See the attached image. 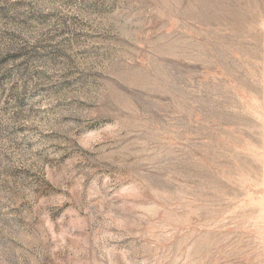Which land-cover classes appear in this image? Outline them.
I'll list each match as a JSON object with an SVG mask.
<instances>
[{"label": "rangeland", "instance_id": "obj_1", "mask_svg": "<svg viewBox=\"0 0 264 264\" xmlns=\"http://www.w3.org/2000/svg\"><path fill=\"white\" fill-rule=\"evenodd\" d=\"M0 264H264V0H0Z\"/></svg>", "mask_w": 264, "mask_h": 264}]
</instances>
